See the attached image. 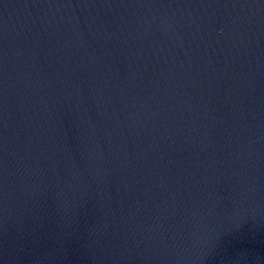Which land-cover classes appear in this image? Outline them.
Here are the masks:
<instances>
[{"label":"water","instance_id":"water-1","mask_svg":"<svg viewBox=\"0 0 264 264\" xmlns=\"http://www.w3.org/2000/svg\"><path fill=\"white\" fill-rule=\"evenodd\" d=\"M0 264H264V0H0Z\"/></svg>","mask_w":264,"mask_h":264}]
</instances>
